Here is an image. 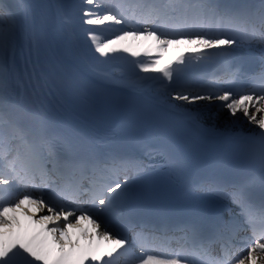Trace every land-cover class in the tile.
Instances as JSON below:
<instances>
[{
	"label": "snow or ice",
	"instance_id": "snow-or-ice-1",
	"mask_svg": "<svg viewBox=\"0 0 264 264\" xmlns=\"http://www.w3.org/2000/svg\"><path fill=\"white\" fill-rule=\"evenodd\" d=\"M176 111L227 145L199 178ZM157 160L178 224L133 219ZM122 261L264 264V0H0V264Z\"/></svg>",
	"mask_w": 264,
	"mask_h": 264
},
{
	"label": "bare ground",
	"instance_id": "bare-ground-1",
	"mask_svg": "<svg viewBox=\"0 0 264 264\" xmlns=\"http://www.w3.org/2000/svg\"><path fill=\"white\" fill-rule=\"evenodd\" d=\"M175 51H177V49H169L168 51H166L165 55H164V59H170L174 54ZM140 59H146L145 57L141 56ZM218 103V102H214ZM212 111L215 110L214 106L211 109ZM181 112H172L169 116H168V120L170 123L174 122V116L176 114H179ZM182 114V113H181ZM63 122L66 125L68 130H75V131H84L86 132L88 135H96L99 131H100V126L98 125H91L86 121L85 116L83 115L82 112L80 111H75V112H69L67 113L64 117H63ZM190 123L189 128L190 130H188L187 132L190 133L192 132V134H200L202 136L204 135H208L211 138H215L218 137L216 135H214L213 133L207 131L208 128H210L212 126V121H210L208 119V113H204L203 116L201 117V120L199 122V124L196 123H192L191 121H189ZM223 123H224V115L222 114L220 119L216 121V126H217V130H222L223 129ZM176 126H180V124L176 125ZM248 125H245V130L248 128ZM254 127V126H252ZM179 139H181V137H178ZM46 214V212H42V213H38V215H43ZM88 229H90L91 226H89V224L86 225ZM89 226V227H88ZM83 227V226H82ZM73 238L76 239L77 238V234L73 233ZM81 242L83 243V240H81ZM87 264V262H86ZM121 264H123V261L121 262Z\"/></svg>",
	"mask_w": 264,
	"mask_h": 264
},
{
	"label": "rangeland",
	"instance_id": "rangeland-1",
	"mask_svg": "<svg viewBox=\"0 0 264 264\" xmlns=\"http://www.w3.org/2000/svg\"><path fill=\"white\" fill-rule=\"evenodd\" d=\"M121 55H126V54H121ZM128 59H133V58L129 56Z\"/></svg>",
	"mask_w": 264,
	"mask_h": 264
}]
</instances>
